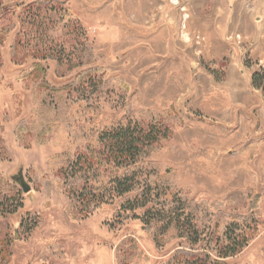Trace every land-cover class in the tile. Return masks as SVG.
I'll list each match as a JSON object with an SVG mask.
<instances>
[{
    "label": "rangeland",
    "instance_id": "374dc122",
    "mask_svg": "<svg viewBox=\"0 0 264 264\" xmlns=\"http://www.w3.org/2000/svg\"><path fill=\"white\" fill-rule=\"evenodd\" d=\"M260 70L264 0H0V264H264Z\"/></svg>",
    "mask_w": 264,
    "mask_h": 264
},
{
    "label": "trees",
    "instance_id": "16d2710c",
    "mask_svg": "<svg viewBox=\"0 0 264 264\" xmlns=\"http://www.w3.org/2000/svg\"><path fill=\"white\" fill-rule=\"evenodd\" d=\"M12 48L14 51L13 57H15L17 62L23 63L28 59V54H20V42H16ZM38 71L42 73V70L37 68L33 69L32 72L29 73V76L32 77L35 74L39 75ZM86 75V73L82 72L76 77L77 79H80L83 77L85 78ZM251 81L252 85L256 89L261 90L264 94V71L260 70L254 72L251 76ZM118 138L119 140H117L115 144H111L109 148L111 149L110 152L114 153V161L119 160L122 163V159L128 158L136 152L139 145L144 144L148 136L139 135L137 137H124L120 134ZM168 220L169 223H174L172 217ZM248 220V217L234 216L233 219L225 226V232L222 239H215L213 245L204 249H178L173 258L164 264H234L227 259L241 252L253 236L250 232H247L246 235L245 232L241 234V232L237 230V227H243V225H246ZM166 232L167 231H163V234ZM235 235L241 237L238 242L234 238Z\"/></svg>",
    "mask_w": 264,
    "mask_h": 264
},
{
    "label": "water",
    "instance_id": "95a60500",
    "mask_svg": "<svg viewBox=\"0 0 264 264\" xmlns=\"http://www.w3.org/2000/svg\"><path fill=\"white\" fill-rule=\"evenodd\" d=\"M14 180H16L19 184H21L26 192L30 190V187L26 186V184L24 183L21 173L18 177L14 178Z\"/></svg>",
    "mask_w": 264,
    "mask_h": 264
}]
</instances>
